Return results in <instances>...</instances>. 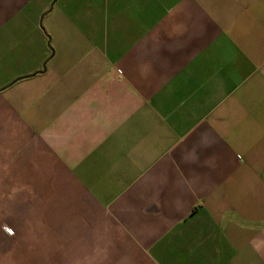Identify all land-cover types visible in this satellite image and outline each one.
<instances>
[{"label": "crops", "instance_id": "obj_1", "mask_svg": "<svg viewBox=\"0 0 264 264\" xmlns=\"http://www.w3.org/2000/svg\"><path fill=\"white\" fill-rule=\"evenodd\" d=\"M0 264H264V0H0Z\"/></svg>", "mask_w": 264, "mask_h": 264}, {"label": "built area", "instance_id": "obj_2", "mask_svg": "<svg viewBox=\"0 0 264 264\" xmlns=\"http://www.w3.org/2000/svg\"><path fill=\"white\" fill-rule=\"evenodd\" d=\"M3 230L8 234H12V230L7 226H3Z\"/></svg>", "mask_w": 264, "mask_h": 264}]
</instances>
